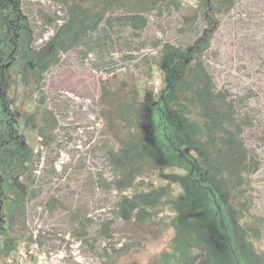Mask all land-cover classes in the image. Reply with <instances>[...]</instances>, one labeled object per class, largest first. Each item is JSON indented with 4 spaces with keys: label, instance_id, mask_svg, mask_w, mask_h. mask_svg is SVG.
Listing matches in <instances>:
<instances>
[{
    "label": "rangeland",
    "instance_id": "374dc122",
    "mask_svg": "<svg viewBox=\"0 0 264 264\" xmlns=\"http://www.w3.org/2000/svg\"><path fill=\"white\" fill-rule=\"evenodd\" d=\"M15 2L22 16L20 23L28 21L34 31L35 46L45 43L55 32V26L45 22L41 12L51 17L66 16L57 0ZM199 6L200 0H183V12L173 9L162 17L147 15V25L141 31L116 23L109 29L114 51L111 56L107 51L103 60L97 59L95 53L83 57L81 47L62 54L60 63L45 73L42 90L25 106L31 111L37 109L40 126L45 125L43 113L53 115L57 125L50 129L47 143L37 132L24 129L23 122L18 123L17 107L21 100L16 83L7 94L6 110L0 99V232L9 225L11 203L20 187L21 179L12 169L14 156L27 143L34 145L36 155L31 166L34 181L28 189L25 207V224L32 241L18 240V249L13 252L18 253L17 262L23 248L28 255L23 264H105L101 253L109 241L104 240L101 231L108 219H114L118 229L112 244L122 246L132 241L115 264H151L170 243L174 232L170 221L176 212L168 206L147 223L132 222L128 231L120 229L124 221L117 216L116 204L122 195L112 185L114 174L104 154V122L99 105L101 85L113 76L108 69L115 75L131 70L145 88L152 87L154 91L139 120L146 139L160 145L164 165H168L160 176H154L155 183L171 186L180 202L193 189L203 194L202 208L185 205L182 211L204 227V237L197 238L194 252L199 264H209L200 252L208 243H214L230 259L236 232L225 202L195 167V150L188 137L172 132L159 101L165 84L163 75L155 68L150 79L144 61V56L156 54L166 42L188 49L209 29L201 16L192 31H181L183 14L194 12ZM122 14L118 11L111 15ZM217 17V28L204 57L217 88L228 90L240 115L252 121L242 136L259 162L258 170L252 174L251 211L263 219L264 247V0H235L228 13ZM110 57L112 64H108ZM172 67L169 66L168 75ZM173 151L175 160L170 159ZM126 193L132 195L134 189Z\"/></svg>",
    "mask_w": 264,
    "mask_h": 264
},
{
    "label": "trees",
    "instance_id": "16d2710c",
    "mask_svg": "<svg viewBox=\"0 0 264 264\" xmlns=\"http://www.w3.org/2000/svg\"><path fill=\"white\" fill-rule=\"evenodd\" d=\"M65 17H53L41 12L45 22L55 26V32L42 45L35 46L36 37L29 22L20 23L21 12L15 0H0V99L4 110L8 108L7 94L12 84L18 85V123L24 129L37 132L45 138L56 127L49 112L43 113V125L38 124V111L25 108L42 90L45 73L61 61V56L81 47L83 57L95 53L103 60L108 51H114L109 29L115 24L129 26L141 31L147 25V15L162 17L167 11L183 12V0H57ZM235 0H200L199 9L183 14L182 32L192 31L203 16L210 26L188 46V49L166 42L156 54L144 56L147 76L151 79L155 68L163 75L164 88L159 101L172 132L178 137H188L195 150V167L213 186L225 202L236 232L235 246L230 259L208 243L201 253L209 264H264V247L261 244L263 219L252 213V174L259 162L251 155L243 140L244 129L252 125L251 119L240 115L235 99L228 90L217 88L214 77L205 61V52L210 48L217 16L228 13ZM121 11L120 16L111 14ZM216 23V24H215ZM111 30V29H110ZM187 54V55H186ZM108 56V57H109ZM176 59V60H175ZM172 71L168 75L169 63ZM112 57L108 64H112ZM169 65V66H168ZM103 81L99 99L103 118L102 135L106 160L114 174L113 187L121 192L116 204L117 216L122 218L129 230L134 222H149L164 207L176 212L170 224L174 232L169 245L151 264H199L194 256L197 238L204 237V227L195 217L182 214L184 206L203 207V194L197 190L186 195L180 202L168 184H156L154 176L164 172V155L160 145L148 141L140 122L152 87L145 88L133 71L117 74ZM176 152V151H175ZM177 154V153H176ZM34 145L27 143L20 148L12 162V169L20 187L11 203L10 222L0 232V258L11 255L18 249V240L32 241L25 224V207L28 189L32 186L35 159ZM180 159V154L176 155ZM170 159L175 160L174 151ZM173 161V160H172ZM193 165V164H192ZM146 178L150 181L145 183ZM184 182H187L184 180ZM187 190L185 185L181 188ZM133 190L128 195V190ZM201 194V193H200ZM181 204V207H180ZM114 219H108L102 228L106 243L105 264H115L116 258L132 243L118 246L112 244ZM131 237H129L130 239ZM131 240V239H130Z\"/></svg>",
    "mask_w": 264,
    "mask_h": 264
},
{
    "label": "built area",
    "instance_id": "2783aa9c",
    "mask_svg": "<svg viewBox=\"0 0 264 264\" xmlns=\"http://www.w3.org/2000/svg\"><path fill=\"white\" fill-rule=\"evenodd\" d=\"M18 253H13L9 256H7L4 260V262H0V264H15V263H20L23 264L24 261L27 259L28 255L27 252L22 248L20 249L19 257H18V262L15 260L16 256ZM17 259V258H16ZM1 260V258H0Z\"/></svg>",
    "mask_w": 264,
    "mask_h": 264
}]
</instances>
